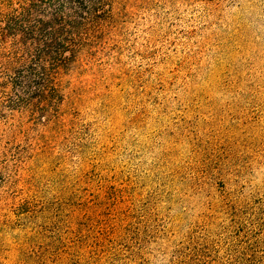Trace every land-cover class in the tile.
I'll return each instance as SVG.
<instances>
[{
  "label": "rangeland",
  "instance_id": "rangeland-1",
  "mask_svg": "<svg viewBox=\"0 0 264 264\" xmlns=\"http://www.w3.org/2000/svg\"><path fill=\"white\" fill-rule=\"evenodd\" d=\"M112 5L57 109L0 75V264H264V0Z\"/></svg>",
  "mask_w": 264,
  "mask_h": 264
},
{
  "label": "trees",
  "instance_id": "trees-1",
  "mask_svg": "<svg viewBox=\"0 0 264 264\" xmlns=\"http://www.w3.org/2000/svg\"><path fill=\"white\" fill-rule=\"evenodd\" d=\"M112 4L113 0H21L0 12L1 86L10 88L12 106L46 101L57 109L63 100L59 76L82 48L98 39Z\"/></svg>",
  "mask_w": 264,
  "mask_h": 264
}]
</instances>
